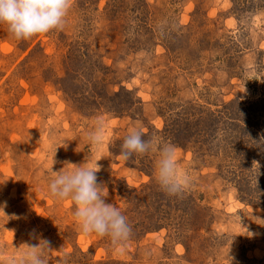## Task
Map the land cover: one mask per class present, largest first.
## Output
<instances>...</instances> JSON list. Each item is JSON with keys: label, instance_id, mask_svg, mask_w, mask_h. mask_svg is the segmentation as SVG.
I'll return each instance as SVG.
<instances>
[{"label": "rangeland", "instance_id": "374dc122", "mask_svg": "<svg viewBox=\"0 0 264 264\" xmlns=\"http://www.w3.org/2000/svg\"><path fill=\"white\" fill-rule=\"evenodd\" d=\"M133 127L156 146L126 160ZM261 137L264 0H71L50 33L0 27V264L37 238L48 264H264ZM162 143L188 177L175 195L153 177ZM85 157L131 228L119 244L49 194L52 166Z\"/></svg>", "mask_w": 264, "mask_h": 264}, {"label": "clouds", "instance_id": "9594fccd", "mask_svg": "<svg viewBox=\"0 0 264 264\" xmlns=\"http://www.w3.org/2000/svg\"><path fill=\"white\" fill-rule=\"evenodd\" d=\"M70 2L71 0H0V27L6 28L16 40H28L50 33L63 26ZM87 140L93 147L100 146L104 141L102 125L90 131ZM254 142L260 146L264 144V137H261L259 143ZM155 146L153 139L144 138L141 128L133 127L123 140L120 155L127 160L134 155L147 153ZM67 147L66 141L63 148ZM176 153L175 145L162 143L153 168L155 181L170 195L182 191L188 181V177L179 169ZM55 156L53 166L56 163ZM99 161L93 163L91 157H85L79 165L65 161L59 171H53L52 166L49 194L56 200L72 202L74 216L83 234L108 237L113 244H119L128 239L131 228L121 210L115 204L106 203V187L98 183L97 178ZM245 235L253 234L247 230ZM37 239L36 244L24 245L27 251L23 254L21 264H48L47 253L51 251L49 242Z\"/></svg>", "mask_w": 264, "mask_h": 264}]
</instances>
